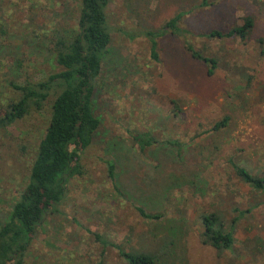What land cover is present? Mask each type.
<instances>
[{
    "label": "rangeland",
    "instance_id": "rangeland-1",
    "mask_svg": "<svg viewBox=\"0 0 264 264\" xmlns=\"http://www.w3.org/2000/svg\"><path fill=\"white\" fill-rule=\"evenodd\" d=\"M107 1L109 43L93 81L98 128L80 154L81 173L35 226L21 264H127L126 254L154 264H264V194L233 169L264 178V0H205L204 8L200 0ZM75 4L0 0V105L16 97L8 82L56 72L51 44L57 31L70 33ZM181 11L187 33L157 38L153 61L141 32ZM244 17L252 28L243 42L203 36ZM187 47L215 60L211 76ZM55 95L0 128V224L26 181ZM207 214L225 230L235 219L230 249L205 240L199 216Z\"/></svg>",
    "mask_w": 264,
    "mask_h": 264
},
{
    "label": "trees",
    "instance_id": "trees-1",
    "mask_svg": "<svg viewBox=\"0 0 264 264\" xmlns=\"http://www.w3.org/2000/svg\"><path fill=\"white\" fill-rule=\"evenodd\" d=\"M107 2L76 0L72 10L69 9L70 20L71 16H75L74 21L71 20L70 33L64 35L57 31L51 44L50 60L56 66V72L36 81L23 76L20 84L7 83L16 97L0 105V128L23 118L30 111H38L49 94L56 95L50 106V117L44 133L36 145L26 181L0 224V264H21L35 226L45 213L53 211L62 200L69 179L81 173L80 154L90 145L99 124L92 111V96L93 81L98 76L100 61L109 43L105 21ZM208 5L205 0H200L197 7ZM184 15L183 11L177 12L159 30L141 32L149 45V57L153 61H157V38L165 34L180 36L187 33L179 27ZM239 21L224 31L211 30L203 36L213 39L232 37L243 42L252 28V19L244 17ZM186 50L193 59L206 65L205 74L211 76L216 69L215 60L203 57L189 47ZM226 121L227 118L223 117L211 129H219ZM147 141H139V149L149 146L151 142ZM106 164L107 172L111 175L113 166L110 162ZM233 169L244 185L264 194L263 177L251 176L248 171L236 166ZM138 212L142 217H158ZM234 221L225 230L216 215L199 216L203 235L212 249L220 252L221 249L231 248ZM125 257L127 264L155 262L149 255L126 254Z\"/></svg>",
    "mask_w": 264,
    "mask_h": 264
}]
</instances>
